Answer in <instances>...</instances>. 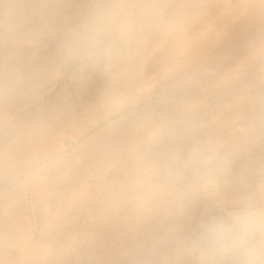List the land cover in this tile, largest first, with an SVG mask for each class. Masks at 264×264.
I'll return each instance as SVG.
<instances>
[{
  "label": "crops",
  "instance_id": "1",
  "mask_svg": "<svg viewBox=\"0 0 264 264\" xmlns=\"http://www.w3.org/2000/svg\"><path fill=\"white\" fill-rule=\"evenodd\" d=\"M109 2L0 0V264H208L203 222L264 211V0H131L129 46L69 61Z\"/></svg>",
  "mask_w": 264,
  "mask_h": 264
},
{
  "label": "clouds",
  "instance_id": "2",
  "mask_svg": "<svg viewBox=\"0 0 264 264\" xmlns=\"http://www.w3.org/2000/svg\"><path fill=\"white\" fill-rule=\"evenodd\" d=\"M156 14L153 5L112 0L92 7L79 25L69 30L64 53L69 61L99 64L109 61L135 39L138 26ZM200 155L193 149L192 159ZM211 163V158H202ZM205 179H210L206 175ZM264 211L254 208L223 217H211L200 225L192 241L193 250L208 264H221L225 258L239 257L242 264H264Z\"/></svg>",
  "mask_w": 264,
  "mask_h": 264
},
{
  "label": "rangeland",
  "instance_id": "3",
  "mask_svg": "<svg viewBox=\"0 0 264 264\" xmlns=\"http://www.w3.org/2000/svg\"><path fill=\"white\" fill-rule=\"evenodd\" d=\"M75 9H76V13L77 12H82L80 9H82V7L80 6H75ZM60 12H62V10H60Z\"/></svg>",
  "mask_w": 264,
  "mask_h": 264
}]
</instances>
